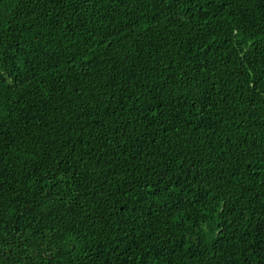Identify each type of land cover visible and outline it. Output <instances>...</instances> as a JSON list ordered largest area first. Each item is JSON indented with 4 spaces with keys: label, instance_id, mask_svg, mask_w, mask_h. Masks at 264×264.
I'll use <instances>...</instances> for the list:
<instances>
[{
    "label": "trees",
    "instance_id": "trees-1",
    "mask_svg": "<svg viewBox=\"0 0 264 264\" xmlns=\"http://www.w3.org/2000/svg\"><path fill=\"white\" fill-rule=\"evenodd\" d=\"M0 264H264V0H0Z\"/></svg>",
    "mask_w": 264,
    "mask_h": 264
}]
</instances>
